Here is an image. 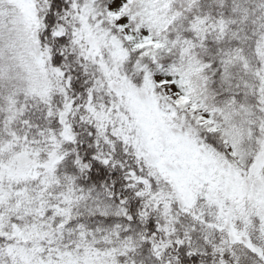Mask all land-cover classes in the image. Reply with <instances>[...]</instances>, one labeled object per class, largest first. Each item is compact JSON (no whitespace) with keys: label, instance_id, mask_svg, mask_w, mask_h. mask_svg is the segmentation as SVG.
<instances>
[{"label":"snow or ice","instance_id":"6c2138e0","mask_svg":"<svg viewBox=\"0 0 264 264\" xmlns=\"http://www.w3.org/2000/svg\"><path fill=\"white\" fill-rule=\"evenodd\" d=\"M0 264H264V0H0Z\"/></svg>","mask_w":264,"mask_h":264}]
</instances>
